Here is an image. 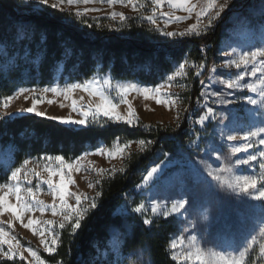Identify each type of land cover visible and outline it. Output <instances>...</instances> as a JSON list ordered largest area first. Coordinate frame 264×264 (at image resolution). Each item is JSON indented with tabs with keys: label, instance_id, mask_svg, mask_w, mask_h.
Returning a JSON list of instances; mask_svg holds the SVG:
<instances>
[{
	"label": "trees",
	"instance_id": "trees-1",
	"mask_svg": "<svg viewBox=\"0 0 264 264\" xmlns=\"http://www.w3.org/2000/svg\"><path fill=\"white\" fill-rule=\"evenodd\" d=\"M260 4L261 0H236L205 35L171 38L133 17L109 24L105 18H68V10L59 12L30 0H0V99L19 87L50 84L58 77L85 80L98 73L157 85L185 58L201 63L206 54L208 64L213 63L229 19L246 15ZM198 96L199 86L191 108ZM200 113L197 109L179 127L142 121L129 126L103 118L87 127L69 128L34 114L0 121V182H6L11 171L31 157L63 155L71 160L101 143L151 141L148 149L129 154L124 171L101 181L98 207L77 235H70V228L65 230L57 251L41 256L50 264H105L100 250L118 228L124 234V251L136 254L142 250L151 264H179L171 259L168 247L179 231L177 219H155L150 226L135 213L117 215L115 211L166 153L185 148L193 137L192 119Z\"/></svg>",
	"mask_w": 264,
	"mask_h": 264
},
{
	"label": "rangeland",
	"instance_id": "rangeland-1",
	"mask_svg": "<svg viewBox=\"0 0 264 264\" xmlns=\"http://www.w3.org/2000/svg\"><path fill=\"white\" fill-rule=\"evenodd\" d=\"M30 1L35 2V0ZM176 2L179 3V0H176ZM190 2L192 4H197L198 7L196 11H199V6H202L205 0H190ZM137 3L144 4L145 7L139 9V11H134L130 5L128 7L119 3L109 5L106 2L100 3L99 0H97V2L89 3L87 5L80 3L78 5L70 6V10L72 12H83L85 8L99 9V11L86 12L84 16L97 19L105 18L109 24L123 22L119 16L115 19L111 16L112 12H120L124 13V15L128 18L133 17L138 21L145 22L154 29V26L142 18L143 16L152 14V5L150 0H137ZM64 8L69 11V6L65 5ZM161 11L172 12L175 16L189 15L181 9L170 7L167 0H165V4ZM156 15L157 17H160V12L158 11ZM220 21L221 18L216 20L215 24ZM204 22L206 23V19ZM194 23H196L195 13L192 14L191 19L183 22L168 24L166 27L162 17L158 20V24L161 28H165L167 31L177 32L185 31ZM200 27L203 28V24H201ZM259 46H264V4H260L258 7L250 10V13L246 15L233 16L229 19L224 39L215 56L214 62L208 64V57H204V60L201 63L205 65V68L201 75L197 76L196 69L193 67L194 64L198 65L200 63L185 58L188 61L185 65L186 76L176 78L172 81L171 87L161 89V93L167 95H161L159 98L162 100L170 99L174 101L173 103L158 104L155 99L149 98L146 100L142 94H137L135 92L128 95L127 100L131 103L132 108L136 113V124L142 121L148 124L161 123L165 126L171 125L173 127H179L185 118L191 119L193 114H195L192 112L191 104L193 102L192 97L197 86H199V96L194 100V103L196 100H199L197 108L201 110V113L195 117L194 120L192 119L193 137L186 144L185 148L176 153H166L163 161L152 166L148 172L153 167H159L160 171L154 174L153 177L147 181L145 180V177L148 172L146 173L143 181L135 187L134 193L130 195L126 202L115 211L117 215H124L132 212L137 214L142 221L144 218L151 219L152 221L155 219L173 218H163L158 215H153L151 213L152 202L159 201L161 208H163L165 205L167 207H171L173 202L184 198L187 199L189 203L185 206L186 210H181V215L175 216V219L178 220L179 231L171 238V240L173 238L179 239L181 236L185 237L184 247L186 248L187 238L194 235L197 237L199 245L206 250L211 249L214 251L232 252L233 250L240 249L244 244L245 239L250 234H255L257 243L252 246L250 252L246 255L245 264H264V254L260 252L259 248V245L264 243V237H261L259 233V228L264 226L261 224L262 213H264V208L261 207L262 202L251 199L238 189L233 191L232 189L226 188L223 184L218 183L208 176L206 171L209 165L215 168L220 166L223 162L222 159L217 161V152L220 153L221 158L229 156L233 160L237 157H243L246 155L244 152L232 155L230 145L239 144L242 141H224L220 137V130L224 128L225 124H229L230 122H232L236 127L248 130L249 127L260 124L262 119L261 113H264V108L247 104L243 100V97L255 94L250 93L247 90H243L236 93V96L241 97V99L233 105L212 104L211 100H209V106H212L217 114L215 117L207 120L204 125H200L198 123L199 117L204 111V100L200 97V92L204 89V87L210 85L211 87L209 90H220L222 86L219 85L218 80L221 77L226 78L229 74L232 77H235L239 74V72L244 70L243 67L241 69H236L234 66L231 68L220 67L225 59L236 58L235 55L225 57L223 53L225 51L231 53L232 48H236L237 53H239L241 50L246 51ZM185 59L181 63H184ZM178 65L167 76L172 75ZM213 68H216L217 71L213 72ZM93 77L98 80L111 78L113 85H116L117 83L126 84L131 82L144 87L156 86L141 84L133 80H118L113 78V76L109 73H98L85 80H90ZM247 79L248 78L246 77L245 82ZM165 80L166 78L159 84L164 83ZM83 81L84 80H60L58 77L56 81L50 84L26 86L29 88H36L38 91L35 94H25L28 96V99H25L24 96L15 98L7 109L0 107V113H15L16 115H13L11 119L29 114H20L19 110L21 108L26 109L30 107L33 97L35 96L43 98L42 102L37 105V110L46 113V117H70L71 119L79 120L82 117L80 116L79 111H73L72 101H76L77 109L87 110V105L91 104L95 106V104L99 103V97H93L88 92L77 89L71 94L70 98L65 99L63 95L58 96L51 92L42 93L39 89L57 85L63 88L66 84L80 83ZM201 81H203V84ZM111 95L114 97V102L119 104L117 111L121 115L126 116L128 112V105L125 103H119V97L115 91H113ZM48 100H52L53 103L49 104ZM224 117H227V119H224ZM103 118L109 119L101 115L95 121H92L90 117L89 124L98 123ZM7 119L8 118H5L4 120ZM117 141L120 145H124L129 142L116 140L110 146L101 143L96 148L85 151L94 153L100 146H103L106 150L105 154L89 155L79 161L82 167L79 172L73 171L72 176L75 180V184L70 185V191L79 192L88 196H95L96 192L99 191L101 181L105 177L125 170L126 159L129 154L132 152L146 150L150 146V143H146L143 147H141L139 144L140 140H133L121 154L117 155L113 159H109L107 151L114 150ZM257 147H253L248 151L255 152L257 151ZM83 153L78 157L82 156ZM39 158L40 157L28 158L32 161V163L28 165V168H34L36 172L40 173V177L37 178L31 174L27 177L22 175L21 187L27 186L24 183L25 179L30 180L32 182L31 186L33 187H35L40 180H47L48 173L44 171L43 166L49 162L40 160ZM76 158L66 160L71 162ZM200 162H203V164ZM101 169L106 171H100ZM240 171L247 172V166H240ZM10 177L6 182L11 183ZM56 179L58 180V177ZM3 183L5 182H0V184ZM89 183L94 184L95 187H89ZM39 187L40 191L38 193V198L44 201L46 205H52L53 196L48 190L47 185L40 183ZM9 199L13 203L15 202L14 196H10ZM55 202L59 205L58 200ZM74 202V198L69 197V203ZM141 203H143L146 208V211L143 214L136 213L134 211V209ZM29 218L39 219L41 221H54V224L51 226L40 224L37 225V227H51L55 229L56 234L59 236L57 245L58 248L62 232L69 229L67 225L64 230H60L58 228L62 217L59 215L53 216L51 209L48 208L43 213L37 211L35 213L26 214L24 216V223H27ZM0 224L4 225L6 228L8 224H11V234L15 235L25 247H32L36 250L41 259L45 260L41 256V253L47 252L44 251V246L41 244V238L38 234H34L31 229L23 227L20 221H17L12 217L11 213H5L4 216H0ZM45 235L50 241L51 237L48 236L47 232ZM122 235H124L122 230L118 228L113 229L112 237L108 240L106 246L100 250L101 262H104L105 264H151L148 255L142 250L136 254L124 251L122 249ZM4 249L7 250V245L4 246ZM25 255L29 256V253L25 252ZM2 261H10L14 264H26V262H21L19 257H16L15 259H8L7 257H4L0 259V263ZM45 262L46 264H50L46 260ZM32 264H35L34 260L32 261ZM190 264H196V262L192 261Z\"/></svg>",
	"mask_w": 264,
	"mask_h": 264
},
{
	"label": "snow or ice",
	"instance_id": "snow-or-ice-1",
	"mask_svg": "<svg viewBox=\"0 0 264 264\" xmlns=\"http://www.w3.org/2000/svg\"><path fill=\"white\" fill-rule=\"evenodd\" d=\"M36 4L46 6L49 9L64 12V6H69L68 18H82L86 12L99 11L96 8H85L83 12L75 11L71 12L70 6L78 5L83 3L85 5L89 3H95L97 0H35ZM100 3H107L109 5H115L117 3L128 7L129 5L134 11L144 8V4H138L137 0H99ZM152 5V14L143 16L149 24L154 26V31L160 33L164 37H186V36H202L211 30L216 20L222 18V14L226 10L231 11V5L235 3V0H205L202 6H199V11H196L198 5L192 4L190 0H167L170 7H176L188 13L187 16H175L172 12L161 11L165 4V0H150ZM264 4V0H261ZM160 12V17H157L156 13ZM195 13L196 23L192 24L185 31H167L165 28H161L158 24V20L162 17L164 19L165 27L168 24L183 22L191 19L192 14ZM111 16L115 19L117 16L121 21L129 19L120 12H112ZM206 19V23L204 22ZM203 24V28L200 25ZM91 27L92 25H88ZM225 57L235 55L236 58H229L223 61L220 67L241 69L235 77L230 74L224 78L221 77L218 80L219 85L222 87L220 90H209L211 87L205 86L200 92V97L204 100V111L199 117L198 123L204 125L207 120L216 116V111L212 106H209L208 101L211 100L212 104L221 105H233L241 97L236 96L237 92L247 90L255 95H246L243 100L250 105L259 106L264 108V46L255 47L254 49L241 50L237 53L236 48L231 49V53L225 51L223 53ZM188 61L185 59L184 63H180L177 69L172 75L166 77L164 83L158 84L155 87H144L136 83H126L116 85L112 84L111 78H105L98 80L93 77L90 80H84L80 83L66 84L63 88L59 85L52 87H45L39 89L42 93L51 92L55 95H63L65 99L71 97V94L77 90H83L88 92L93 97H99V103L95 106L87 105V110L77 109L76 101H72L73 111H79L82 117L79 120H74L63 117H47L48 119H55L60 124L66 125L69 128L72 126L87 127L91 117L92 121H95L99 116L107 117L113 121H123L129 126H135L137 123V117L135 110L132 108L131 103L128 102L127 97L132 92L142 94L144 99H155L159 103H173L170 99L162 100L159 97L162 94L161 89L171 87L172 81L176 78L186 76L185 65ZM193 67L196 69V75H201L205 68L203 63L198 65L194 64ZM213 72L217 69L213 68ZM248 78L245 82V78ZM203 84V81H201ZM232 90V91H227ZM38 91L36 88L19 87L12 95H8L0 99V107L7 109L10 103L17 97L24 96L28 99L25 94H35ZM115 91L119 97V103H125L128 105V112L126 116L121 115L117 109L119 104L114 102V97L111 93ZM42 97H33L32 104L28 108H21L20 114L29 113L34 114L38 117H46V113L38 111L37 105L42 102ZM48 103H53L52 100H48ZM63 106V105H61ZM15 113L9 114L7 112L0 113V120L5 118L11 119ZM262 119L260 124L253 125L248 130H243L233 125L232 122L225 124L224 128L220 130V137L222 140L227 142L242 141L239 144H232L231 154L244 152L246 153L243 157H237L234 160L229 156L221 158L220 153L217 152V161L222 159V163L218 167H207V175L218 183L223 184L226 188L232 189L233 191L239 190L246 194L253 200L261 201V207L264 208V113H261ZM227 119V117H224ZM179 126V125H178ZM227 130V131H226ZM132 141L127 144L120 145L117 141L114 150L107 151L109 159L115 158L121 154L125 148H127ZM146 143L151 141H145L141 139L139 144L143 147ZM257 147V151L249 152L248 150ZM105 148L100 146L94 153L85 152L82 156L77 157L75 160L69 162L63 155L56 156H44L40 157V160L48 161L49 163L44 164V171L48 173L47 180H40L39 183L33 187L31 181L25 179L24 183L26 187H21V177H27L29 174L39 178L40 173L36 172L34 168L29 169L28 165L32 163L30 159H24L19 167H16L11 171V183L5 182L0 184V216H4L5 213H11L12 217L20 221L22 226L31 229L34 234H38L41 238L40 242L44 246V251L50 255L57 251V245L59 236L56 234L55 229L38 228L37 225H53L54 221H41L39 219L29 218L27 223H24V216L29 213H35L37 211L43 213L46 209L50 208L53 216H61L62 220L59 222L58 228L64 230L66 225L70 228V235L73 237L77 235L78 231L86 224V218L94 212L99 203V198L102 195L101 191H97L95 196H88L79 192L70 191V185L75 184L72 173L73 171L79 172L82 165L79 161L83 160L84 157L89 155H102L105 154ZM203 164V162H200ZM54 165V166H53ZM240 166H247V172L240 171ZM100 171H106L101 169ZM160 171L159 167H153L145 177V180L152 178L154 174ZM58 177V180L56 179ZM40 183L47 185L48 190L53 196V204L46 205L44 201L38 198L40 191ZM98 183V182H97ZM89 187H95L94 184L89 183ZM14 196L15 202L13 203L9 197ZM69 197L74 198V203H69ZM56 200L59 201V205L56 204ZM187 199L181 198L171 204V207L166 205L161 208L159 201H153L151 204V213L158 215L163 218L173 217L181 215V210H186L185 206L188 205ZM134 211L136 213L143 214L146 211L143 203L139 204ZM143 223L146 225H152L153 221L148 218L143 219ZM261 224L264 225V213H262ZM12 225L8 224L7 228L0 224V259L7 257L8 259H15L19 257L21 262L26 264H46L45 260L41 259L40 255L32 247H25L21 244L20 240L13 234H11ZM51 237V240L46 237L45 233ZM261 237H264V226L259 228ZM257 243L255 234H250L240 249L228 251H214L211 249H204L197 241V237L192 235L187 238V247L185 248V237L181 236L179 239L173 238L169 243V251L171 259L179 262V264H190L194 261L196 264H245V257L250 252L253 245ZM7 245V250L4 246ZM179 245V250H178ZM260 252L264 254V243L259 245ZM25 252L29 253V256L25 255Z\"/></svg>",
	"mask_w": 264,
	"mask_h": 264
},
{
	"label": "built area",
	"instance_id": "built-area-1",
	"mask_svg": "<svg viewBox=\"0 0 264 264\" xmlns=\"http://www.w3.org/2000/svg\"><path fill=\"white\" fill-rule=\"evenodd\" d=\"M204 57H206V54H204ZM199 105V100H196L193 107H192V112L195 113L197 111V106ZM128 196V194H127Z\"/></svg>",
	"mask_w": 264,
	"mask_h": 264
}]
</instances>
